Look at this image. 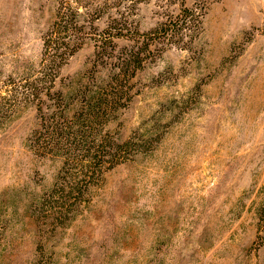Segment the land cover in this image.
Listing matches in <instances>:
<instances>
[{
    "label": "rangeland",
    "instance_id": "1",
    "mask_svg": "<svg viewBox=\"0 0 264 264\" xmlns=\"http://www.w3.org/2000/svg\"><path fill=\"white\" fill-rule=\"evenodd\" d=\"M193 4L200 33L145 51L92 124L105 156L89 177L84 152L68 162L37 142L27 96L58 0H0V264H264V0ZM180 7L141 3L132 41L103 54L86 39L52 90L96 88Z\"/></svg>",
    "mask_w": 264,
    "mask_h": 264
},
{
    "label": "trees",
    "instance_id": "2",
    "mask_svg": "<svg viewBox=\"0 0 264 264\" xmlns=\"http://www.w3.org/2000/svg\"><path fill=\"white\" fill-rule=\"evenodd\" d=\"M147 1L58 0L56 20L44 36L40 69L35 81L26 85L30 93L27 96L38 100L41 135L37 142L49 149V152L66 149L64 153L68 156V162L74 160L72 157L77 158L76 152H84L77 161L83 165L89 177L94 176L103 165L105 156L100 154L99 147L104 145L101 133H96L92 124L100 119L103 110L116 106L122 97L120 92L124 82L142 67L145 51H152V47L159 49V45L174 41H183V36H188L192 27H197V35L200 33L205 6H188L187 0H165L166 4H180L179 12L176 15L170 14L159 27L148 31L150 38L142 48L133 44H128L131 47H122L125 51L116 57L106 78H98L96 88L83 90L80 82L66 93L62 89H52L60 68L84 45L86 39L95 37L97 51L103 54L115 51L116 38L132 41L129 32L133 31V24L130 18L136 7ZM103 19L106 27L101 29L97 22ZM124 144L126 142L117 144L121 146L119 152ZM75 191L80 193L79 185L73 186L72 192Z\"/></svg>",
    "mask_w": 264,
    "mask_h": 264
}]
</instances>
